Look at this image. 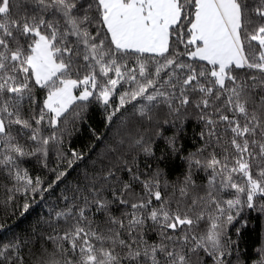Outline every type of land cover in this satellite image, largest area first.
I'll use <instances>...</instances> for the list:
<instances>
[{
    "label": "snow or ice",
    "instance_id": "obj_1",
    "mask_svg": "<svg viewBox=\"0 0 264 264\" xmlns=\"http://www.w3.org/2000/svg\"><path fill=\"white\" fill-rule=\"evenodd\" d=\"M236 70L247 74L239 76ZM37 88L46 90L38 112ZM93 99L104 108L109 126L119 121L113 153L127 145L150 154L145 123L163 109L179 112L189 106L205 122L206 147L213 139L221 143L224 137L216 128L223 125L232 134L227 141L231 151L225 147L222 159L213 150L204 159L189 160V173L178 188V208L183 202L184 212L170 208L158 179L141 181L128 167L132 181L144 189L130 202L125 197L134 194L132 182L119 180L120 166L102 167L86 177V191L76 190L73 200L82 199L83 206L55 213L74 222L63 235L46 237L53 250L42 247L33 264H123L125 259L129 264H192L193 256L196 264H207L203 256L226 264L225 225L234 219L232 210L256 207L259 200L264 212V0H0V167L25 191L45 192L67 170L53 169L55 179L44 189L17 160L37 152L47 155L49 143L59 138L55 131L43 135L45 125L56 129L68 122L69 113L79 118L73 106L85 102L86 109ZM17 126L20 134L30 132L36 147L27 150L18 142ZM71 156L69 169L83 158L77 151ZM192 167L210 171L206 186L192 181ZM109 189L111 199L103 195ZM222 193L231 198L222 199ZM153 199L159 206L145 216ZM114 203L130 204L132 211L116 217L110 210ZM90 204L106 214L109 227L92 226L86 215ZM29 207L25 203L21 215ZM205 219L207 227L200 232ZM146 220L159 226L158 242L144 238ZM31 242L0 245V264H26L21 249Z\"/></svg>",
    "mask_w": 264,
    "mask_h": 264
},
{
    "label": "trees",
    "instance_id": "obj_2",
    "mask_svg": "<svg viewBox=\"0 0 264 264\" xmlns=\"http://www.w3.org/2000/svg\"><path fill=\"white\" fill-rule=\"evenodd\" d=\"M22 3L23 0H20ZM22 11V9H21ZM13 14H16L14 7ZM186 31V29H185ZM173 48H177L175 35L173 36ZM178 50L183 51V44L178 45ZM187 60V57H183ZM130 66L133 61L129 60ZM239 76L247 74V70H236ZM83 72L81 73V75ZM113 97V103L119 102V92ZM46 94V90L37 88L35 96L37 100V112ZM85 102H77L73 106V111H80V117L73 119L71 113L68 114V122L63 121L56 129L45 125L43 135H51L56 132L59 142H50L47 146V155L37 152L35 155L25 156L17 160L21 169L27 171L28 176L33 182L37 178L41 180V188L48 189V185L55 179L57 173L53 169L67 170V174L57 182L52 188L42 193H34L29 188L25 191L9 172L0 167V245L6 244L16 239H32L28 247L21 249V253L26 264H33L36 256L41 255L42 247L49 251L53 250L52 241L46 237L63 233L74 222L72 218L65 220L57 218V211L65 210L70 205L75 204L78 209L83 206V200H73L79 187L86 191L88 181L86 177H91L99 172L102 167L107 168L110 164H117L120 170L116 171V176L120 181L132 182V192L126 195V199L135 202L139 195L144 192L140 182L132 181L130 173L127 171L131 167L133 172L140 176V180L158 179L159 189L166 200L170 202L173 211H185L183 202L180 200L178 188L184 183L185 177L189 173V160L193 156L204 159L213 150L219 158L224 156V148L230 145L227 141L231 138V133H225L223 125L216 128L217 133L224 139L219 145L215 140L211 141V146L206 144L209 141L205 122L200 117V111L189 106L179 112H169L163 109L155 114L151 123H145L143 127L144 139L151 153L147 154L142 148H129L127 145L122 147L119 153L110 151L117 139V128L119 121L114 120L109 126L105 119L104 108L94 99L87 102L86 109L83 107ZM27 114V111H25ZM231 115V113H228ZM17 135L18 142L27 150H32L36 145L28 139L30 132L24 130L20 134L18 126L13 129ZM203 133V135H202ZM97 136L99 139H97ZM206 149L201 155L200 150ZM72 151L82 154V159L77 160L72 168L67 167V160L71 159ZM119 155L122 158L116 159ZM210 171L206 172L203 168H191L192 181L198 186H206ZM120 187L119 184L116 185ZM19 188V190H17ZM203 194L204 188L199 189ZM175 193V194H174ZM103 195L111 199V190L104 192ZM67 197V199H65ZM222 199L231 198L226 193L221 194ZM147 199V197L145 198ZM241 199H246L242 196ZM264 199V198H261ZM190 202V201H189ZM30 205L28 211L21 215L23 205ZM260 201L257 200L256 207L248 208L247 205L233 209L234 219L230 224H226V235L224 239L229 242L228 251L225 257L226 264H260L262 258L261 250L264 249V212L260 211ZM159 202L153 199L152 205L144 215L147 216L152 208L158 207ZM111 213L116 217H121L126 212H131L128 206L114 203L111 205ZM195 215L194 213H189ZM86 215L92 226H100L101 230L110 225L106 223V214L96 211L94 204L86 208ZM126 223V221H125ZM207 227V220L199 222V231L202 232ZM171 231V230H169ZM199 234V232L197 233ZM127 239V233H124ZM144 238L149 244L159 241V226L151 220H146L144 225ZM131 242V241H129ZM31 249V251H30ZM117 251H120L117 248ZM203 255V253H201ZM207 264H213L208 256H203ZM123 264H129L124 260ZM192 264H196V257H192Z\"/></svg>",
    "mask_w": 264,
    "mask_h": 264
},
{
    "label": "rangeland",
    "instance_id": "obj_3",
    "mask_svg": "<svg viewBox=\"0 0 264 264\" xmlns=\"http://www.w3.org/2000/svg\"><path fill=\"white\" fill-rule=\"evenodd\" d=\"M75 94H77V95H78V91H77Z\"/></svg>",
    "mask_w": 264,
    "mask_h": 264
}]
</instances>
